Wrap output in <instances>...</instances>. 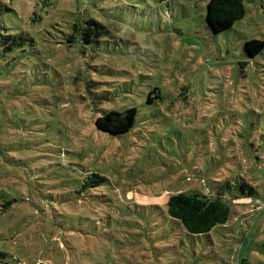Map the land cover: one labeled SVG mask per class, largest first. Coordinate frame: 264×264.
I'll return each mask as SVG.
<instances>
[{"label": "rangeland", "instance_id": "rangeland-1", "mask_svg": "<svg viewBox=\"0 0 264 264\" xmlns=\"http://www.w3.org/2000/svg\"><path fill=\"white\" fill-rule=\"evenodd\" d=\"M206 1L0 0V264H264V0L218 33ZM127 107L128 131L95 126ZM181 190L229 219L180 229Z\"/></svg>", "mask_w": 264, "mask_h": 264}, {"label": "trees", "instance_id": "trees-1", "mask_svg": "<svg viewBox=\"0 0 264 264\" xmlns=\"http://www.w3.org/2000/svg\"><path fill=\"white\" fill-rule=\"evenodd\" d=\"M245 12L242 0H207L205 22L212 32L218 33L230 28L236 20L245 15ZM71 27L75 32L82 31L85 41L95 39L103 31L102 24L94 17L86 18L81 22H74ZM243 47L247 56L253 57L264 49V40L247 39ZM152 94L153 92L150 91L147 96V100L150 102L154 98ZM135 116V107H127L121 110L111 109L97 116L94 124L99 130L117 135L128 131L133 126ZM101 179L99 177V180ZM240 190L243 193H251L252 186L249 185L247 190L240 186ZM166 197L168 217L177 222L180 229L189 234H206L215 225L226 223L230 216V204L227 198L211 192L200 193L181 190ZM243 264L248 263L243 261Z\"/></svg>", "mask_w": 264, "mask_h": 264}, {"label": "built area", "instance_id": "built-area-1", "mask_svg": "<svg viewBox=\"0 0 264 264\" xmlns=\"http://www.w3.org/2000/svg\"><path fill=\"white\" fill-rule=\"evenodd\" d=\"M253 203H258L257 200H254ZM262 206H264V204H262Z\"/></svg>", "mask_w": 264, "mask_h": 264}]
</instances>
